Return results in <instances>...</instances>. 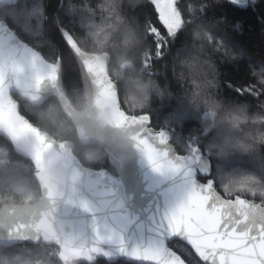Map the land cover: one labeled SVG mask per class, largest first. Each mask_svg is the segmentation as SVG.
Instances as JSON below:
<instances>
[{
    "label": "snow or ice",
    "instance_id": "6c2138e0",
    "mask_svg": "<svg viewBox=\"0 0 264 264\" xmlns=\"http://www.w3.org/2000/svg\"><path fill=\"white\" fill-rule=\"evenodd\" d=\"M256 2L252 0L253 5ZM230 3L240 9L249 6L248 0H230ZM151 4L167 32V36L162 35L151 23L146 27L154 38L156 57H160V49L170 42L169 38H176L191 21L184 19L179 0H151ZM0 5H15L5 16L22 22L25 29L45 19L40 8L29 11L20 4V0H0ZM99 7L104 12L103 6ZM121 7L119 5L115 9L119 15ZM77 11L84 28L96 24L93 20L95 9L85 4ZM236 27H240L239 23ZM58 43L65 45L68 51L49 62L22 42L5 19H0V131L6 132L13 141L31 135L36 142L34 162L38 169L43 170L44 156L53 148V143L21 114L11 90L26 86V94L39 104L41 86L47 82L53 94L67 103L63 91L57 86V73L62 60L74 59L83 66L95 87L96 106L102 113L107 109V122L113 127L128 130L133 147L148 173L138 183L133 176L138 194L136 213L122 212L105 220L103 228H94L91 246L70 249L66 259L74 258L84 264H96L99 258L109 262L124 258L137 264H187L169 246L170 240L178 238L190 245L204 264H264V195L248 194L253 197L249 200L243 198V193L233 195L225 189L227 197L234 198L221 196L211 175L209 153L205 154L199 146V136L190 137L186 144L182 137L177 136L187 150L186 154H178L170 142L173 132L169 128L181 121L170 120L157 128L151 124L149 115L126 111L106 59L90 57L82 47L81 37L62 27ZM148 57L146 51V62ZM149 81L158 92L154 82ZM249 91L259 95L253 89ZM190 116L182 110L181 120ZM198 118L207 120L208 114ZM201 135L207 137L206 128L202 129ZM222 170L217 168L215 176ZM201 176L205 178L203 182ZM97 179L101 180V174ZM121 187L114 181L112 194H117ZM257 196L260 197L259 204L254 199Z\"/></svg>",
    "mask_w": 264,
    "mask_h": 264
},
{
    "label": "trees",
    "instance_id": "16d2710c",
    "mask_svg": "<svg viewBox=\"0 0 264 264\" xmlns=\"http://www.w3.org/2000/svg\"><path fill=\"white\" fill-rule=\"evenodd\" d=\"M20 4L29 11L31 8H40L46 18V0H20ZM85 4L96 10L93 17L96 24L90 28L82 26L77 11ZM119 5L122 6L121 16L115 11ZM99 6H103L104 12ZM10 7L14 8L15 5H0V16L22 40L41 51L47 60H55L58 46L46 20L35 26L30 24L25 29L22 22L5 16ZM179 7L184 19L191 22L176 38H169L170 42L160 49V57H156L154 38L146 31V27L151 23L162 35L167 36V32L159 23L151 0H134L131 4L128 0H65L58 16L63 27L81 37L82 41L88 39L97 47H104L110 36L118 40L120 30L129 24L142 31L144 43L137 53L138 66L159 91H156L146 108L135 112L149 114L152 125L157 128L170 120L181 121L179 125L169 128L180 154H186L187 150L177 136L182 137L185 144L190 137L199 136V146L205 154L209 153L205 147L208 138L201 135L202 122L205 120L198 118L203 113L193 111L185 98L195 88L222 101L225 110L234 104H247L252 136L246 139L248 143H254L264 136V83H261L264 80V0H257L255 5H249L247 9L232 5L230 0H179ZM237 23L239 28L236 27ZM193 24L197 26L198 32L195 39L191 33ZM146 51L149 53L147 62L144 59ZM250 89L259 95L251 94ZM119 94L127 111L120 90ZM182 110L192 116L181 120ZM21 111L35 124L24 112L22 103ZM94 147L84 146L83 150ZM83 150L75 152L85 166L110 169L107 156L89 163L83 158ZM209 158L216 187L224 197L234 198L227 197L225 189L233 195L243 193L241 195L248 199H253L248 194L264 195V147L247 157L225 153L223 159L212 158L210 154ZM217 168L223 170L215 176ZM40 197L41 189L34 177L32 163L17 154L11 143L0 136V207L8 203H34ZM254 199L260 201L259 196ZM172 247L188 264H203L181 241L173 242ZM57 252L56 247L47 245L0 247V264H62ZM96 264L111 263L100 260ZM112 264L131 263L119 261Z\"/></svg>",
    "mask_w": 264,
    "mask_h": 264
},
{
    "label": "water",
    "instance_id": "95a60500",
    "mask_svg": "<svg viewBox=\"0 0 264 264\" xmlns=\"http://www.w3.org/2000/svg\"><path fill=\"white\" fill-rule=\"evenodd\" d=\"M64 1L46 0L45 20L49 32L58 46V57L66 55L68 51L65 45L58 43L60 28L68 30L62 26L58 16ZM0 19L4 18L0 16ZM17 36L19 37L18 34ZM21 41L45 58L41 51L26 41L22 39ZM106 65L109 71L108 63ZM57 75V86L63 91L67 100L71 101L85 94L95 100V87L79 61L74 59L71 61L62 60ZM111 78L114 80L112 76ZM18 88L14 87L11 90V95L21 111V102L18 99L20 97L16 90ZM39 95L41 97L40 104L47 103L50 99L59 98L53 94V89L47 82L41 86ZM21 114H23L22 111ZM23 116L29 120L24 114ZM32 125L40 130L34 123ZM76 131L86 141L84 146H97L98 142L105 135H108V133H101L93 129L87 121L79 124ZM0 136L11 143L17 154L32 163L34 177L41 189V197L34 203H8L0 207V247L10 248L26 244L54 246L58 250L57 255L62 264H84V262L74 258L66 259L69 250L91 246L94 228H103L105 220L119 216L122 212L126 214L136 213L138 194L133 176L138 183L140 178L146 177L148 173L142 165L132 141L130 145H126L115 156H107L110 169H93L83 164L75 150L66 141L51 139L47 136L53 143V148L45 154L43 170H40L33 159L36 142L31 135L16 141H13L3 131H0ZM173 139L170 142L180 154L178 146L173 143ZM210 165L212 169L211 160ZM98 174H101L99 181L97 179ZM200 179L205 178L201 176ZM114 181L119 182L122 186L115 195L111 191ZM216 190L218 191L217 187ZM219 194L223 196L220 192ZM255 202L260 203L258 200ZM175 241L181 240L173 238L169 241V246L172 247V243ZM181 242L191 249V246L187 245L186 242ZM173 250L175 249L173 248ZM192 251L194 252V250ZM182 258L184 257L182 256ZM197 258L199 259V257ZM100 260L106 261L104 258H99L97 262ZM119 261L137 264L135 261L124 258L107 262L112 264ZM200 262L204 264V262Z\"/></svg>",
    "mask_w": 264,
    "mask_h": 264
},
{
    "label": "clouds",
    "instance_id": "9594fccd",
    "mask_svg": "<svg viewBox=\"0 0 264 264\" xmlns=\"http://www.w3.org/2000/svg\"><path fill=\"white\" fill-rule=\"evenodd\" d=\"M122 2V0H120ZM134 3V0H128ZM193 38H197V26L191 28ZM144 43V36L138 27L131 24L120 30L119 39L108 38L104 47H97L88 39L82 41L87 54L106 59L110 75L122 92L123 103L132 111L146 108L155 88L144 76L138 66V55ZM24 112L35 121L41 132L51 139L66 141L76 151L84 149L86 141L77 134V126L84 121L101 133H108L94 148L83 150V158L89 162H97L106 156H115L126 145L131 144L130 133L125 129H117L108 123L107 109L101 112L94 98L85 94L74 100L61 102L60 98L44 104H37L26 94V86L16 89ZM193 111L207 113L208 119L202 122V129H207L206 150L210 157L223 159L225 153L250 156L264 147V136L254 143H248L246 138L252 136L247 104H234L225 110L222 101L208 96L195 88L185 97Z\"/></svg>",
    "mask_w": 264,
    "mask_h": 264
},
{
    "label": "built area",
    "instance_id": "2783aa9c",
    "mask_svg": "<svg viewBox=\"0 0 264 264\" xmlns=\"http://www.w3.org/2000/svg\"><path fill=\"white\" fill-rule=\"evenodd\" d=\"M248 5H253L252 0H248Z\"/></svg>",
    "mask_w": 264,
    "mask_h": 264
}]
</instances>
